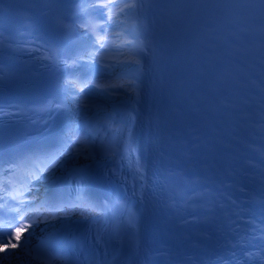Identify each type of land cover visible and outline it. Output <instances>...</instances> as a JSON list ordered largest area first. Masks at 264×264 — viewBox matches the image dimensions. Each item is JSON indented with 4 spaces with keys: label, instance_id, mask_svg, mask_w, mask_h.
<instances>
[{
    "label": "snow or ice",
    "instance_id": "1",
    "mask_svg": "<svg viewBox=\"0 0 264 264\" xmlns=\"http://www.w3.org/2000/svg\"><path fill=\"white\" fill-rule=\"evenodd\" d=\"M49 2L61 5L66 2L77 3V0H49ZM87 2L89 8L95 7L105 11L107 14L106 22L113 29L120 30L104 36L97 35L94 43L99 45V49L83 52L66 62V66H81V62L85 60L93 65H99L103 69L116 68L121 65H139L141 61L135 51L138 47L137 39H129L127 36L128 29H121V26L126 23L127 19L138 8L143 6V0H121V3H115L114 0H87ZM260 2L264 4V0H260ZM74 14L77 18L83 14L79 3H77V9ZM79 27L86 29L87 32L95 31V28L88 23H81ZM139 50L142 51V48ZM67 83L72 87H76L81 97H85L92 89H97L107 94H115V90L125 89L124 83L104 85L86 81L81 82L79 78L69 80ZM127 83L131 87L135 82L128 81ZM132 91H135L134 87H132ZM77 108L83 112L89 109L90 105L86 100L82 99L77 104ZM82 155L86 157L88 155L87 148L84 147V141L78 138L74 140L69 138L66 148H60L51 153H43L41 154L42 159L37 157L39 162L33 163L32 167L25 173V181L23 183L16 185L10 179L0 180V214L5 209L13 214L11 222L0 225V244L4 245V247L0 248V264H5L6 261L7 264H12L14 260L20 261L21 264H31L32 261H38L39 264H52L50 260H45L41 255L36 254L37 250L30 247L34 231L29 232L28 228L34 229L38 222H47L48 220L60 221L63 227L70 218L67 214L58 216L56 213L50 212L48 215L43 216V221H40L41 213L39 207H43V204L32 210L31 214L27 213L26 208L30 201L26 199L25 194L31 190L34 181L43 180L47 183L51 176H55L56 170L63 169L66 162ZM26 159H32V157H26ZM11 167L15 170L16 165L13 164ZM72 178L77 184L79 191H86L88 187L87 167L74 168L72 170ZM61 210L57 209L58 212ZM25 220L28 221L27 224L24 223ZM17 221H19L20 225H23L24 231L28 233L27 235L19 234L21 231L20 226L13 228ZM13 231L17 234L13 235ZM44 243L47 248H50L51 237ZM60 264H67V261H61Z\"/></svg>",
    "mask_w": 264,
    "mask_h": 264
},
{
    "label": "bare ground",
    "instance_id": "2",
    "mask_svg": "<svg viewBox=\"0 0 264 264\" xmlns=\"http://www.w3.org/2000/svg\"><path fill=\"white\" fill-rule=\"evenodd\" d=\"M114 2L121 3V0H114ZM123 28L128 29V32H127L128 38L129 39L136 38L137 42L143 34V29L135 21L134 14L127 19L124 25L121 26V29ZM118 30L120 29H113L109 23L105 22L103 26V30L100 35L101 36L108 35ZM139 49H140V45L138 43V47L135 51H136V55L140 59L138 55ZM139 70H140V64L139 65H121L116 68L103 69L99 65H93L91 63L90 68H89V74L91 78L88 79L90 83H99V84H104V85L124 83L125 89L115 90V94H107L97 89H92L90 92L86 94L85 97H81L79 94L76 97V102L73 105L72 110H71L70 124L75 123L76 119L78 118H90L91 116L113 118L112 112L133 109L134 103L138 96V87H139V81H140ZM128 81H134L135 83L131 87H129L127 83ZM132 87L135 88V91H132ZM82 99L86 100V102L90 105V108L83 112H81L77 108V104ZM75 131H76V127L73 128V130L70 131L69 134H73ZM84 147H86L85 144H84ZM88 160H90L88 155L87 157L82 155L79 158H74L71 161L66 162L63 169L56 170L55 176H51L47 183L43 180L33 182L32 186L34 188L31 190L29 194H35V196L33 197L34 199L33 202L29 204H37L47 199L48 190L53 184H55L56 182L55 177L57 174L68 172L74 168H80ZM59 223L60 222H57V221L56 222L55 221L44 222V223H38L37 225H35L34 229L29 228L28 229L29 232L34 231L30 247L32 248L36 240L42 237L45 233H48L54 228H56ZM27 234L28 233L25 231L20 233V235H27ZM2 247L3 246H0V248ZM5 264H7V261L5 262ZM12 264H21V262L14 260L12 261ZM31 264H37V263L36 261H32Z\"/></svg>",
    "mask_w": 264,
    "mask_h": 264
}]
</instances>
